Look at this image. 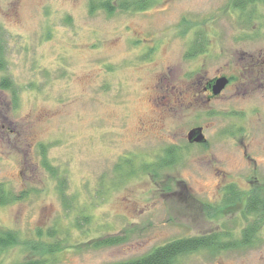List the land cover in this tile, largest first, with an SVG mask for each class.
Masks as SVG:
<instances>
[{
    "label": "rangeland",
    "instance_id": "rangeland-1",
    "mask_svg": "<svg viewBox=\"0 0 264 264\" xmlns=\"http://www.w3.org/2000/svg\"><path fill=\"white\" fill-rule=\"evenodd\" d=\"M101 1L0 0V184L21 198L0 205V233L17 240L0 264H114L176 239L237 241L256 220L244 214L264 196V0L92 11ZM195 127L206 143L188 141ZM229 185L242 198L225 207ZM174 264H264V220L252 245Z\"/></svg>",
    "mask_w": 264,
    "mask_h": 264
},
{
    "label": "trees",
    "instance_id": "trees-1",
    "mask_svg": "<svg viewBox=\"0 0 264 264\" xmlns=\"http://www.w3.org/2000/svg\"><path fill=\"white\" fill-rule=\"evenodd\" d=\"M144 4L145 3H141L140 5L143 6ZM120 5L121 6L119 7L125 8L128 4L122 3ZM95 7L103 8L109 13H113V11L115 10V4H112L110 0H103L97 6L92 3V11L95 10ZM10 85L11 83L7 78H4L1 82V86L3 87L7 88ZM47 167L53 175H56V171L54 169L49 168V166ZM65 190L66 184L62 183L60 187L62 195L65 194ZM225 191L226 194L223 201V205L225 207L233 205L235 201H238L239 198H242V192H240V190L235 185H229L225 188ZM10 193L11 192L7 191L4 184H0V205H7L21 199ZM260 212H264V196L262 194L253 193L247 198L244 217L248 218L249 216H254L256 220H254L253 223L249 224L248 227L243 230L242 237L237 241L230 239L228 240L225 236H221V234H211L206 236L176 239L164 245L156 247L155 249H153V251L140 258L117 262L114 264H174L180 256L193 253L201 249L221 251L223 249L225 250L229 248L240 247L241 245H252L258 238L259 231L261 230V227L263 225L264 213L262 214ZM40 234L43 237L41 232ZM119 239L120 238H112L104 242L116 244L120 241ZM16 242V235L14 233H0V247L6 248L12 244H15ZM30 243L34 244L35 242L31 241ZM39 263L40 262H37V260L29 259L23 264Z\"/></svg>",
    "mask_w": 264,
    "mask_h": 264
},
{
    "label": "water",
    "instance_id": "water-1",
    "mask_svg": "<svg viewBox=\"0 0 264 264\" xmlns=\"http://www.w3.org/2000/svg\"><path fill=\"white\" fill-rule=\"evenodd\" d=\"M229 78L226 76L217 77L209 82V86L213 90V96H218L229 84ZM188 141L190 143L203 144L207 142V137L204 133L203 127L192 128L188 133Z\"/></svg>",
    "mask_w": 264,
    "mask_h": 264
},
{
    "label": "flooded vegetation",
    "instance_id": "flooded-vegetation-1",
    "mask_svg": "<svg viewBox=\"0 0 264 264\" xmlns=\"http://www.w3.org/2000/svg\"><path fill=\"white\" fill-rule=\"evenodd\" d=\"M203 90L204 92L206 93V96L208 97V100H213L215 98H217L218 96H213V90L212 88L208 85L207 83V86L205 85L203 87ZM221 95V94H220Z\"/></svg>",
    "mask_w": 264,
    "mask_h": 264
}]
</instances>
